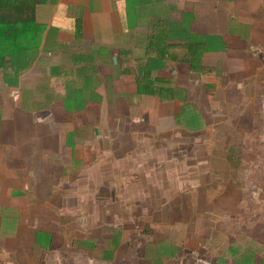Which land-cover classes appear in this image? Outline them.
<instances>
[{"label": "crops", "instance_id": "obj_1", "mask_svg": "<svg viewBox=\"0 0 264 264\" xmlns=\"http://www.w3.org/2000/svg\"><path fill=\"white\" fill-rule=\"evenodd\" d=\"M22 2L0 0V264H151L167 242L179 264L157 150L264 82V0Z\"/></svg>", "mask_w": 264, "mask_h": 264}, {"label": "rangeland", "instance_id": "obj_2", "mask_svg": "<svg viewBox=\"0 0 264 264\" xmlns=\"http://www.w3.org/2000/svg\"><path fill=\"white\" fill-rule=\"evenodd\" d=\"M242 86L246 90L241 100L225 103L218 94L213 96L216 100L211 107L223 110L208 112L212 125L206 127V137L181 132L178 148L157 150L166 157L172 149L178 157L173 164L165 157L159 161L162 165L163 161L168 163L164 164L167 170L153 189L163 198L170 194L167 203L178 209L174 212L178 219L170 224L179 222L174 227L180 224L187 231L189 228L192 240L181 248L179 264L186 258L193 264H264V82L252 91L251 87L247 89L249 83ZM180 123L199 127L202 116L182 114ZM68 134L73 136V132ZM143 200L133 197L131 204ZM143 218L152 220L150 215L142 214ZM160 223L166 224L162 220ZM47 237L37 232V239ZM167 243H159L158 251L174 253L175 247ZM159 252L151 264L167 261ZM136 262L142 264L133 258L132 264Z\"/></svg>", "mask_w": 264, "mask_h": 264}, {"label": "trees", "instance_id": "obj_3", "mask_svg": "<svg viewBox=\"0 0 264 264\" xmlns=\"http://www.w3.org/2000/svg\"><path fill=\"white\" fill-rule=\"evenodd\" d=\"M17 1H18V3H17ZM21 1H23V0H13V5H15V6H19L20 8H22L23 7V2L22 3H20ZM32 3H31V7H30V11L29 12H31V8H32Z\"/></svg>", "mask_w": 264, "mask_h": 264}]
</instances>
